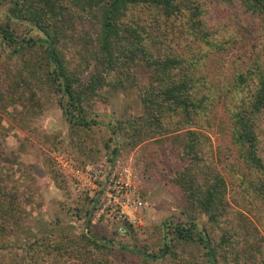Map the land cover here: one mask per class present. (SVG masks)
<instances>
[{
  "label": "trees",
  "instance_id": "trees-1",
  "mask_svg": "<svg viewBox=\"0 0 264 264\" xmlns=\"http://www.w3.org/2000/svg\"><path fill=\"white\" fill-rule=\"evenodd\" d=\"M239 1L254 32L251 26L241 33L233 28L224 37L216 30L209 36L202 13L208 5L228 8L235 0H0V5H9V20L28 22L42 35L21 39L15 50L32 46V41L42 47L46 56L45 61L41 59L46 70L43 82L58 96L73 130L90 129V110L103 99L102 89L126 86L134 66L142 64L152 71L151 82L139 87L142 113L119 121L114 134L123 137L130 148L170 133L181 138L179 155L187 163L173 180L184 190L191 214L188 223L176 225L175 233L203 244L209 264H219V256L226 264H264V232L256 225L257 220L264 231V0ZM161 17L165 25L181 30L185 49L166 44L176 34L162 26ZM9 27H1V36L14 43ZM93 30L95 51L79 46L77 66L70 69L61 49L63 42L71 43L78 35L79 43H91ZM242 35L246 44L254 41L251 55L237 54L223 80L221 63L208 74L194 70L196 63L201 64L193 48L196 43L202 46L200 57H207L228 53ZM215 56L226 63L223 56ZM110 72L123 77L112 81ZM18 86L28 94L27 112L40 114L46 103L34 81L23 76ZM6 95L0 88V100ZM220 104L224 117L217 119L218 127L222 136H229L236 153L230 146L214 150L210 132L215 130ZM118 150H113L115 155ZM4 153L0 137V234L8 232L23 211L15 182L2 170L3 164L12 161ZM222 170L235 175L230 198ZM200 213L208 216L201 231L195 223ZM35 244L28 250L32 259L39 254ZM54 247L53 254L38 256L44 258L42 264H115L111 246L96 237H65Z\"/></svg>",
  "mask_w": 264,
  "mask_h": 264
},
{
  "label": "rangeland",
  "instance_id": "rangeland-1",
  "mask_svg": "<svg viewBox=\"0 0 264 264\" xmlns=\"http://www.w3.org/2000/svg\"><path fill=\"white\" fill-rule=\"evenodd\" d=\"M8 8V4L0 5V22L3 21L0 26V88L7 93L0 100V137L3 139L4 155L12 158V161L3 164L2 170L8 171L15 182L23 200V211L12 222L8 232L0 234V264H42L44 258L38 256L56 252L54 245L59 239L82 235L108 243L115 264H209L203 244L181 238L175 233L176 225L188 223L191 214L184 190L173 180L175 172L183 170L187 163L179 155L181 138L176 133H170L160 140L146 139L137 147L130 148L123 137L116 132L114 134L113 129L119 121L142 113L139 87L151 82L152 71L142 64L134 66L133 78L126 86L121 84L118 88L108 86L102 89L103 99L94 102L90 110V129L87 132L83 127L73 130L68 116L59 106L58 96L43 82L46 70L41 59L44 60L46 56L42 47L32 41V46H26L19 52L15 50L19 48L18 41L21 39L32 36L37 39L42 35L28 22L9 20ZM242 9L239 0L228 8L205 7L202 22L209 36L217 31V35L225 37L232 33L233 28L241 33L243 28L250 27L252 23ZM163 20L164 17H161L162 26L176 34L173 41H166V44L185 49L186 40L180 36L181 30L173 29L171 24L165 25ZM7 24L17 43H10L1 36V27ZM251 27L252 34L254 24ZM258 31L255 32L256 37L259 36ZM78 39L77 35L71 43L64 41L61 46L70 69L77 66L79 46L95 51L97 34L93 30L91 43H79ZM253 43L251 40L246 44L242 35L228 53H209L207 57H200L198 51L202 46L196 43L193 48L201 64L196 63L194 70L208 74L217 68V63H221L223 80L237 54L251 55ZM215 55L226 58V63L223 64V59H217ZM23 76L34 81L37 92L43 95L46 103L37 116L27 112L30 103L28 94L18 86ZM108 76L116 82L123 77L118 72H110ZM221 108L222 104L217 107L219 116L214 120L215 130L210 132L214 150L216 152L218 148L230 146L236 153L237 149L229 142V136H222L218 127L217 119L224 117ZM114 149H119L116 155ZM58 154L67 156L75 169L83 172L94 169L96 166L92 165L104 157L123 158L138 175L136 184L142 200V224L130 221L107 225L94 223L95 198L89 190L72 183L66 172L60 171L56 162ZM215 158L218 162L217 156ZM223 174L230 198L235 175L231 171H223ZM231 203L235 205L233 201ZM207 222L206 214L197 215V230L201 231ZM256 225L263 234L257 220ZM131 229L137 236L131 233ZM33 244L36 245V253H39L34 259L28 253ZM218 262L226 264L220 256Z\"/></svg>",
  "mask_w": 264,
  "mask_h": 264
},
{
  "label": "built area",
  "instance_id": "built-area-1",
  "mask_svg": "<svg viewBox=\"0 0 264 264\" xmlns=\"http://www.w3.org/2000/svg\"><path fill=\"white\" fill-rule=\"evenodd\" d=\"M56 162L60 171L69 175L72 183L89 190L95 198L94 223L107 225L130 221L142 224V200L136 184L138 175L123 158L110 160L104 157L94 169L86 172L75 169L63 154L56 156Z\"/></svg>",
  "mask_w": 264,
  "mask_h": 264
}]
</instances>
